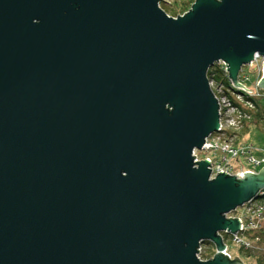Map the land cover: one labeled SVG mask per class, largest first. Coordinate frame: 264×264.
<instances>
[{
    "label": "water",
    "instance_id": "1",
    "mask_svg": "<svg viewBox=\"0 0 264 264\" xmlns=\"http://www.w3.org/2000/svg\"><path fill=\"white\" fill-rule=\"evenodd\" d=\"M162 2L0 0V264H243L221 233L264 168L211 179L194 151L220 131L214 64L248 92L259 55L264 90V0Z\"/></svg>",
    "mask_w": 264,
    "mask_h": 264
},
{
    "label": "built area",
    "instance_id": "2",
    "mask_svg": "<svg viewBox=\"0 0 264 264\" xmlns=\"http://www.w3.org/2000/svg\"><path fill=\"white\" fill-rule=\"evenodd\" d=\"M259 61H261V64L263 65V60L259 55L255 56V60L254 62L251 63L250 66H254L255 64H257ZM215 66L212 68H217L220 67L222 68L223 72H224V76L228 79L229 82V86L224 85L223 83H220L219 88H218V92H224L225 96H221V94L219 95V93L214 89V86H216V82L214 80V75H211V77H209V72H208V78L210 80V87L214 93V96L216 97L218 103H219V116H220V131L218 133H215L216 135H220L216 138V136L212 138V136H210L209 139L206 140V143L204 145V150L207 151H217L219 149V146H215L214 142L216 139L218 141H221L222 144V150L227 154V156L229 155L232 159H236V161L238 163H240L239 157L244 156L247 158V160L249 162H255L254 158H253V147L250 145H239L238 140H237V134L239 132V130L242 128V123L244 121V123H246V121L250 120V118L248 117V114H246L244 111L245 109L242 107V102L245 101L244 97L241 93H245V94H250V92L245 91V90H239L234 88V86L232 85L233 83L229 80V76L227 75V67L226 64L223 61H219L218 63L214 64ZM262 65H261V70H262ZM210 68V69H212ZM215 68V69H216ZM209 69V71H210ZM243 69L241 71V73L239 74V81L242 84V79L244 78V75H242L243 73ZM245 86V85H244ZM246 87V86H245ZM247 88V87H246ZM248 89V88H247ZM230 96H232L233 98L236 99V101H238L239 105H241V108L236 107V105L233 106V102L230 99ZM225 97V99H224ZM227 97V98H226ZM242 101V102H240ZM232 104L228 105L229 110H231L232 112H226L223 110V107H225V104ZM247 103V102H246ZM248 108H253L251 105H249V103H247ZM246 116V117H245ZM214 135V134H213ZM203 150V151H204ZM196 153V151H194V154ZM195 156V155H194ZM226 155L223 157L222 162H220L218 165H216L215 162H213L211 159H208L211 163V170H212V176L211 179H214V176L218 175V173H226L229 175H233L236 176L238 179H242L244 176L239 174L243 173H256L255 171H236L237 169H235L232 166V162L231 160L227 157ZM195 162H198V160L195 159ZM256 165H260L263 164L264 165V158L262 159L261 162H256ZM218 167V168H217ZM244 209H245V215L241 218H237L240 220L241 222V231L237 234L234 235V241L237 242H241L242 244H245L246 248H250L251 245L249 243H245L243 241V239H240L241 234L251 231H256L258 230L260 227H262L263 222H264V190L260 192V194L258 195V198L256 200H253L247 204L244 205ZM240 234V235H239ZM223 237V236H222ZM224 240V238H223ZM226 245V244H225ZM227 246V245H226ZM202 247H200L199 249V254H198V258L199 260L200 258V253H201ZM224 255L228 256L231 260L232 257L231 255L228 253V246L226 248V250L224 251Z\"/></svg>",
    "mask_w": 264,
    "mask_h": 264
},
{
    "label": "rangeland",
    "instance_id": "3",
    "mask_svg": "<svg viewBox=\"0 0 264 264\" xmlns=\"http://www.w3.org/2000/svg\"><path fill=\"white\" fill-rule=\"evenodd\" d=\"M192 1L193 0H166L167 3H171V4H173V6L174 5L175 6H181L182 3H186V4L190 5V4H192ZM161 4L163 5V2ZM261 65H262L261 61H259L254 66H244L243 67L244 78L241 80L242 84L248 88L249 92L250 91L252 92V93L250 92V94H247V95L255 98V100L256 99L259 100L260 98H262L264 96V90L259 88V81L261 80V78L263 76L262 70H261ZM219 85H220L219 83H216V86H214V89L217 92H218ZM218 93H219V95L221 94V96H225L224 92L219 91ZM224 99H225V97H224ZM240 102H242V101H240ZM247 103H249V105H251L250 102H247ZM247 103H245V101H243L241 104L242 107L245 109L244 112H248L250 109H252V108H248ZM258 104H260V106H263L264 105V98L260 99ZM228 105L232 106V104H230V103L227 105L225 104V107H223V110L225 111V113L228 111L232 112L231 110H229ZM233 106H234V104H233ZM252 107H253L252 111H255V110L257 111V109L254 108V106H252ZM248 117L251 118V116L249 114H248ZM241 125H242V128L239 130V132L237 134V140L239 142L238 144L243 145V146L250 145L253 147V149H254L253 158H254L255 162H249L246 157L241 156V157H239L240 163H238L236 161V159H232L229 155L227 156V154L221 148L223 143L221 141H218L217 139L213 142H214L215 146H219V149L217 151H213V150H211V151H207V150L196 151V153L194 154L196 157V160H198V162H199V161H202V160H205L208 158V159H211L213 162H215L216 165H218L220 162H222L223 157L226 155L231 160L232 166L235 169H237L236 171H248V170H250V171H255L256 173L261 172V170L264 168V165L263 164L256 165L255 163L261 162L262 159L264 158V119L257 120V122L256 121L249 122L247 124L244 123V121H243V123ZM215 136L217 138L220 135L214 134V135H212L211 139H213ZM215 177L216 176H214V178ZM244 215H245V209H244V206H242L241 208H238L237 211L232 212L231 214H228L227 217L228 218H241ZM260 230H262L263 246L262 245L260 246L257 243V239H255V240L251 239L250 236L253 235L252 232L247 231L246 233L241 234L240 239H243V241L245 243H249L251 245L250 248H246L245 244H242L241 242L234 241V238H232L234 236L231 237V235H228L226 233H221V235L223 236L222 238H224V241L228 246V253L231 255L232 260H235L236 258H238L242 261L243 264H258L256 258L255 257H253V258L248 257L247 254L245 253V251H249V250L262 251L264 254V222H263L262 227H260L256 231L259 232ZM215 248L216 247L213 244L202 245V250L200 253V258H201L200 260H203V261L211 260L212 258L205 260V259H203L204 258L203 256L205 255V253H209L208 255L213 254L214 253L213 249H215ZM214 251H215V255H216V249Z\"/></svg>",
    "mask_w": 264,
    "mask_h": 264
},
{
    "label": "trees",
    "instance_id": "4",
    "mask_svg": "<svg viewBox=\"0 0 264 264\" xmlns=\"http://www.w3.org/2000/svg\"><path fill=\"white\" fill-rule=\"evenodd\" d=\"M193 2V1H192ZM185 4V5H184ZM191 5L186 4V3H182L181 6H173V4L171 3H167V2H163V5L161 4V8L171 17H178L180 15H184L186 12H188L190 10ZM216 68V67H215ZM212 68L209 71V77H211V75H214V80L216 82L223 83L224 85L229 86V82L228 79L224 76V72L222 70V68L218 67L215 69ZM244 72V71H243ZM242 72V73H243ZM243 75V74H242ZM244 97L245 103L246 102H250L252 106H254V108L257 109V111H252V109H250L248 112H245L246 114H249L251 116L249 121H246V124L249 122H254L257 120H262L264 119V105L260 106L259 100L264 98V96L262 98H260L259 100L253 97H250L249 95L245 94V93H241ZM230 99L232 100L233 104L236 105V107L241 108V105H239L238 101H236L235 98H233L232 96H230ZM253 233L251 237L252 240L257 239V243L261 246H263V236H262V230L258 231H251ZM210 243H204L203 245H208ZM215 249H213V254L215 255ZM245 253L247 254L248 257L253 258L255 257L257 260L258 264H264V254L262 251H254V250H249V251H245ZM209 253H205V255L203 256L205 260L207 259H211L214 257L213 254L208 255ZM213 256V257H212Z\"/></svg>",
    "mask_w": 264,
    "mask_h": 264
},
{
    "label": "flooded vegetation",
    "instance_id": "5",
    "mask_svg": "<svg viewBox=\"0 0 264 264\" xmlns=\"http://www.w3.org/2000/svg\"><path fill=\"white\" fill-rule=\"evenodd\" d=\"M195 1H196V0H193L192 4H194ZM165 2H166V0H165ZM192 4H190L191 7H192ZM191 7H190V9H191ZM34 22H38V20L36 19Z\"/></svg>",
    "mask_w": 264,
    "mask_h": 264
},
{
    "label": "bare ground",
    "instance_id": "6",
    "mask_svg": "<svg viewBox=\"0 0 264 264\" xmlns=\"http://www.w3.org/2000/svg\"><path fill=\"white\" fill-rule=\"evenodd\" d=\"M159 7H161V6H159ZM169 16V15H168ZM171 17V16H170ZM174 18H176V17H174ZM224 243H225V241H224ZM226 244V243H225ZM227 245V244H226Z\"/></svg>",
    "mask_w": 264,
    "mask_h": 264
}]
</instances>
